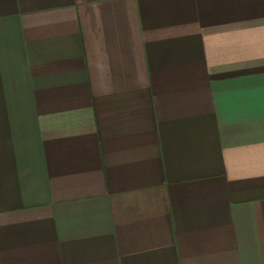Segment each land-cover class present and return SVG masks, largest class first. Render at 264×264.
I'll use <instances>...</instances> for the list:
<instances>
[{
	"label": "crops",
	"instance_id": "obj_1",
	"mask_svg": "<svg viewBox=\"0 0 264 264\" xmlns=\"http://www.w3.org/2000/svg\"><path fill=\"white\" fill-rule=\"evenodd\" d=\"M0 264H264V0H0Z\"/></svg>",
	"mask_w": 264,
	"mask_h": 264
}]
</instances>
